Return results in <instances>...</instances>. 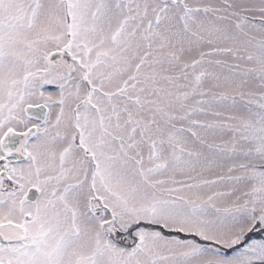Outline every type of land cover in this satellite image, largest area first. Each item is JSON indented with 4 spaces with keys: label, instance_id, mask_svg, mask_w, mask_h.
Instances as JSON below:
<instances>
[{
    "label": "snow or ice",
    "instance_id": "obj_1",
    "mask_svg": "<svg viewBox=\"0 0 264 264\" xmlns=\"http://www.w3.org/2000/svg\"><path fill=\"white\" fill-rule=\"evenodd\" d=\"M0 264H264V0H0Z\"/></svg>",
    "mask_w": 264,
    "mask_h": 264
}]
</instances>
